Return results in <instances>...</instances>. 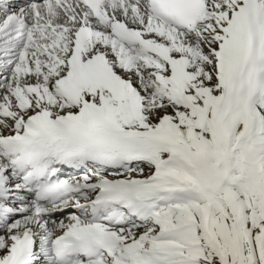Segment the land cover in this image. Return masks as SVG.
I'll list each match as a JSON object with an SVG mask.
<instances>
[{"label": "snow or ice", "instance_id": "obj_1", "mask_svg": "<svg viewBox=\"0 0 264 264\" xmlns=\"http://www.w3.org/2000/svg\"><path fill=\"white\" fill-rule=\"evenodd\" d=\"M0 264H264V0H0Z\"/></svg>", "mask_w": 264, "mask_h": 264}]
</instances>
